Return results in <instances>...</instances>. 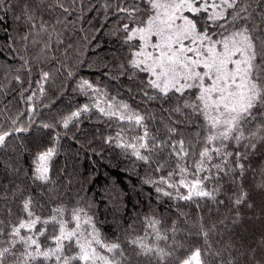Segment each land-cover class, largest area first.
Masks as SVG:
<instances>
[{"label": "trees", "instance_id": "trees-1", "mask_svg": "<svg viewBox=\"0 0 264 264\" xmlns=\"http://www.w3.org/2000/svg\"><path fill=\"white\" fill-rule=\"evenodd\" d=\"M134 2L46 0L51 8L46 6L39 11L35 27L16 18L19 15L16 0H4V6L0 7V130L16 126L29 129L9 137L6 146L0 148V250L12 248L16 238L10 235L11 229L20 217L26 216L22 201L30 197L32 210L42 218L50 217L54 208H63L69 228L75 226L71 220L73 209H84L103 240L121 245L129 257L126 264H177V259L186 255L187 250L205 246L192 227L201 218L209 225L216 223L218 232L210 238L214 247H221L218 241L232 239L238 249L235 258L240 264H264L261 244L264 191L258 187L264 183V157L250 154L242 161L244 176L236 184L227 180L222 183L216 199L223 203L201 201L197 208L196 203L177 201L156 191L157 186H165L149 181L167 176V170L155 171V160L144 163L136 159L131 149L117 147L118 141L136 142L135 136L142 135L144 129L130 125L127 120L109 118L98 110L108 111L109 104L117 107L127 104L130 112L145 116L150 136L165 140L168 126L176 119L175 113L167 111L169 104L144 95L139 78H128V72L132 71L127 68L131 49L125 43L123 25L134 27L135 24L119 9L131 7ZM240 4L248 9L250 27L264 21V0H240ZM225 16L230 22L231 16L227 12ZM139 18H143L142 12ZM211 27L218 33H226L215 25ZM230 30L233 29L229 24ZM45 72L49 73L46 81L41 79ZM143 75L139 73L138 77ZM85 106L87 112L82 111ZM77 111L80 116L64 127V120ZM42 124L50 127L44 129L40 127ZM202 124V120L197 122L193 117L192 121L178 126L180 134L196 149L207 135ZM255 124L253 121L246 126V134L247 130H255ZM49 148L55 153L48 161L49 182L42 183L34 179L37 157ZM235 148L232 142L228 150ZM239 151L248 150L240 147ZM193 158L188 159L189 165ZM208 187L213 185L209 183ZM165 190L172 191L166 187ZM241 190L248 193V199L237 206L233 201ZM248 204L253 207L249 208ZM152 220L159 223L153 227L149 223ZM221 220L224 222L220 223ZM234 220L238 223L234 224ZM173 223L177 226L175 233L171 231ZM41 227L37 224V228ZM46 227L51 234L52 226ZM82 230L91 229L84 225ZM21 234L37 235L35 229ZM158 234L167 239H157ZM139 238L166 252L173 251L178 242L184 248L176 247L171 257L158 261L155 257L135 255L139 249L133 248L129 241ZM39 239L48 243L44 237ZM12 250L16 257L6 255L0 264H18L17 250L22 251L23 245L16 244ZM97 250L101 255H112ZM227 258L226 252L224 259ZM43 264H55V261ZM215 264L221 261L215 260Z\"/></svg>", "mask_w": 264, "mask_h": 264}, {"label": "snow or ice", "instance_id": "snow-or-ice-1", "mask_svg": "<svg viewBox=\"0 0 264 264\" xmlns=\"http://www.w3.org/2000/svg\"><path fill=\"white\" fill-rule=\"evenodd\" d=\"M3 6L4 0H0V7ZM46 6L50 10L51 5H46V0H16L15 7L19 9L16 18L24 19L35 27L37 14ZM57 6L62 7L60 4ZM119 10L135 24L134 27L123 25L125 43L131 49L127 64V68L132 70L128 72L129 80L139 78L144 95L150 100L159 99L169 104L167 111L175 113L176 119L167 128L168 139H157L149 135L145 116L130 112L127 104L119 107L109 104L108 111L98 108L102 115L122 122L127 120L130 125L144 129L142 135L135 136L136 142L118 141L117 147L131 149L136 159L144 163L151 164L155 160L157 172L167 170V176L149 181L172 190L157 186L156 191L163 196L196 203L197 208H200L201 201L223 203L216 199L222 183L227 180L236 184L244 176L242 161L250 154L264 157V21L255 28L250 27L248 9L241 6L240 0H219L218 3L217 0H135L131 7ZM141 12L143 18H139ZM186 12L191 15H185ZM226 12L231 16L230 22L226 19ZM229 24L233 29L230 32ZM211 25L224 29L228 34L217 33ZM215 35L221 38L214 39ZM139 73L144 75L138 77ZM41 79L48 80L49 73H43ZM82 111L87 112V106ZM79 116V111L73 112L64 120L63 126L67 127L72 119ZM193 117L197 122L203 121L201 128L207 133L201 138L199 149L180 134L178 127L192 121ZM253 121H256L255 130H247L246 134V126ZM40 127L48 129L50 125L42 124ZM27 131L28 128L19 126L0 130V148L6 146L9 137ZM232 142L236 148L229 151ZM240 147L248 151L241 153ZM141 150L149 155L142 154ZM54 153L55 150L49 148L38 155L34 179L49 182L48 161ZM191 157L195 158L189 165ZM209 183L212 188L208 187ZM258 187L264 191V183ZM247 199L248 193L241 190L233 203L239 206ZM247 206L253 207L252 204ZM22 210L26 216L20 217L10 232L16 240L12 248L0 250V260L6 255L15 258L17 253L12 249L20 244L23 250H17L18 264L36 261L43 264L49 260H54L55 264H126L129 261L118 242L102 239L91 216L82 208L73 209L71 220L75 226L71 228L63 218V208H54L50 217L42 218L32 210L29 197L22 201ZM149 223L155 227L159 221ZM233 223H238V220ZM37 224L43 227L37 228ZM48 225L52 226L51 234L48 233ZM84 225L91 230H82ZM192 227L196 228L195 235L204 241L205 246L187 250L186 255L177 259V264H215V260L221 264H240L235 258L238 249L232 239L218 241L219 248L211 243V236L218 232L215 222L209 225L201 218ZM34 229L35 236L21 234L22 231L32 233ZM176 230L173 223L171 231L175 233ZM39 237H44L48 243ZM157 239L166 240L167 236L158 234ZM129 243L139 249L136 256L155 257L158 261L171 257L176 247L184 248L183 243L178 242L173 251L166 252L163 248L147 245L143 238ZM261 244L264 246V241ZM98 248L112 255H101ZM226 252L228 258L224 259Z\"/></svg>", "mask_w": 264, "mask_h": 264}, {"label": "rangeland", "instance_id": "rangeland-1", "mask_svg": "<svg viewBox=\"0 0 264 264\" xmlns=\"http://www.w3.org/2000/svg\"><path fill=\"white\" fill-rule=\"evenodd\" d=\"M218 2H219V0H217V3H218ZM225 14H226V13H225ZM185 15H189V16H190L191 14L186 12ZM177 23H179V21H177ZM230 31H232V30H230ZM230 31H229V32H230ZM217 33H218V32H217ZM227 34H228L227 32L224 33V35H227ZM220 38H221V37H220L219 35H215V36H214V39H220Z\"/></svg>", "mask_w": 264, "mask_h": 264}]
</instances>
